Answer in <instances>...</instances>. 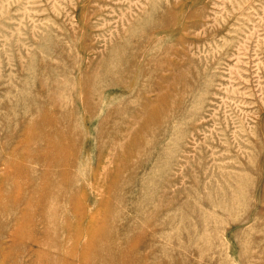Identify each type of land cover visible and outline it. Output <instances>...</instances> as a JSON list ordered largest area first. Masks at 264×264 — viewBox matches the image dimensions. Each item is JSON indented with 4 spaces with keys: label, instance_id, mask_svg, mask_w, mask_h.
I'll use <instances>...</instances> for the list:
<instances>
[{
    "label": "rangeland",
    "instance_id": "obj_1",
    "mask_svg": "<svg viewBox=\"0 0 264 264\" xmlns=\"http://www.w3.org/2000/svg\"><path fill=\"white\" fill-rule=\"evenodd\" d=\"M0 264H264V0H0Z\"/></svg>",
    "mask_w": 264,
    "mask_h": 264
},
{
    "label": "bare ground",
    "instance_id": "obj_2",
    "mask_svg": "<svg viewBox=\"0 0 264 264\" xmlns=\"http://www.w3.org/2000/svg\"><path fill=\"white\" fill-rule=\"evenodd\" d=\"M30 158V157H29ZM87 199V198H86ZM86 202V201H85ZM44 252V251H43Z\"/></svg>",
    "mask_w": 264,
    "mask_h": 264
}]
</instances>
